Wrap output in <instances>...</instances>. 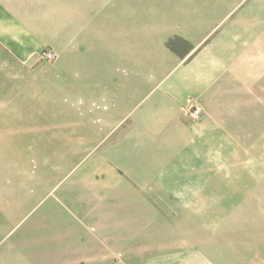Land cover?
<instances>
[{"label": "crops", "instance_id": "1", "mask_svg": "<svg viewBox=\"0 0 264 264\" xmlns=\"http://www.w3.org/2000/svg\"><path fill=\"white\" fill-rule=\"evenodd\" d=\"M127 3L96 26L93 4L92 54L79 76L94 98L91 142L112 146L93 153L74 182L106 201L86 206L83 218L79 206L59 205L65 213L46 225V264H212L194 238L211 189L194 186L205 160L193 151L226 142L237 114L264 112V0ZM43 33L46 0H0V58L10 64L0 87L18 82L19 62L46 45ZM192 101L204 110L197 121L184 114ZM17 109L0 101L1 113ZM26 124L0 120V142L28 136Z\"/></svg>", "mask_w": 264, "mask_h": 264}, {"label": "rangeland", "instance_id": "2", "mask_svg": "<svg viewBox=\"0 0 264 264\" xmlns=\"http://www.w3.org/2000/svg\"><path fill=\"white\" fill-rule=\"evenodd\" d=\"M126 1L133 7L144 0H46V45L28 63L19 62L18 82L9 79L0 87V101L18 105L17 112H0V120L31 126L24 130L28 136L0 142V264H46V241L53 236H46V225L65 213L59 205L79 206L83 218L90 217L86 206L106 201V194L74 182L93 153L112 146L91 142L94 98L88 81L81 90L79 76L92 54L85 25L93 4L99 9L96 26ZM45 52L56 59L44 60ZM6 68L10 64L0 58V70ZM237 117L239 127L227 129L226 142H202L193 151L205 160L199 163L205 178L193 179L194 186L211 189L210 211L197 212L204 219L194 238L212 264H264V112Z\"/></svg>", "mask_w": 264, "mask_h": 264}, {"label": "built area", "instance_id": "3", "mask_svg": "<svg viewBox=\"0 0 264 264\" xmlns=\"http://www.w3.org/2000/svg\"><path fill=\"white\" fill-rule=\"evenodd\" d=\"M43 59L52 62L56 59V55L52 52H45L43 54ZM203 113L204 110L202 106H200L196 101L190 102V104L184 108L185 116L194 121L199 120Z\"/></svg>", "mask_w": 264, "mask_h": 264}, {"label": "trees", "instance_id": "4", "mask_svg": "<svg viewBox=\"0 0 264 264\" xmlns=\"http://www.w3.org/2000/svg\"><path fill=\"white\" fill-rule=\"evenodd\" d=\"M170 46H171V43H170Z\"/></svg>", "mask_w": 264, "mask_h": 264}]
</instances>
